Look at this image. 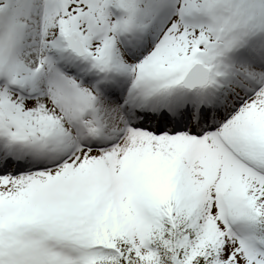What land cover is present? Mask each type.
Segmentation results:
<instances>
[{
  "label": "rangeland",
  "instance_id": "obj_1",
  "mask_svg": "<svg viewBox=\"0 0 264 264\" xmlns=\"http://www.w3.org/2000/svg\"><path fill=\"white\" fill-rule=\"evenodd\" d=\"M39 1L0 0V22L5 23L0 24L4 33L0 36V131L8 139L54 149L55 138H77L78 122L72 118L57 132L46 131L32 113V96L37 92L19 86L31 72L11 55L18 32L27 26L25 17L39 7ZM57 2L56 22L40 19L48 37L47 53H60L59 61L45 67L46 76L62 85L54 106L63 110L71 106L78 114L93 111L95 102L120 121L111 139L103 133L110 140L106 148H82L74 142L48 166L24 170L30 175L25 190H16L19 172H0V264H86V258L98 254L94 242H100L95 236L105 230L100 228L103 221L116 225V232L142 253L148 249L151 219L158 214L168 217L175 207L190 215L186 227L198 223L221 245L228 264H264V235L254 210L256 190L264 192V77L250 83L253 80L244 71L257 72L254 61L264 63V0L230 2L241 5L240 26L234 24L225 0ZM129 7L134 8L136 21H126ZM160 14L165 19L155 21ZM75 21L91 52L86 57L67 52L64 44V33ZM134 30L139 31L133 33L136 41L128 35ZM52 40L57 43L50 46ZM197 58L210 66V76L218 79V85L228 86L226 94L233 102L228 110H232L212 136L204 130L193 132L186 123L167 138L171 141L167 150H163L166 144L152 138L153 133L125 126L124 107L131 112L132 105L98 97L92 83L78 81L84 69L92 77L99 69L111 68L123 78L121 96L128 95L134 83L149 88L143 97L151 87L164 83L190 91V84L200 78L185 82L186 87L179 79ZM24 93L29 96H21ZM138 93L141 97V90ZM47 103L53 107V101ZM230 120L232 126L227 125ZM217 134L231 152L218 145ZM159 152L171 157V174L164 178L142 173L138 161ZM256 206L264 212L263 201H256ZM68 235H77L81 245ZM186 242L187 236H182L175 245L181 248Z\"/></svg>",
  "mask_w": 264,
  "mask_h": 264
},
{
  "label": "bare ground",
  "instance_id": "obj_2",
  "mask_svg": "<svg viewBox=\"0 0 264 264\" xmlns=\"http://www.w3.org/2000/svg\"><path fill=\"white\" fill-rule=\"evenodd\" d=\"M36 1V0H35ZM39 1V0H38ZM44 5H42L41 1H39V7H36L31 10V14L29 17H25L24 21L27 25L24 29H20L18 35L16 36V45L13 48L11 53L12 57L15 59L17 64H23L26 66L30 72L31 76L25 82H21L19 86L22 87L26 92L32 90L37 92L36 96H32L34 100V105L32 106V113L34 116H37L40 123H42V127L45 128L46 131L49 133L57 132L62 129L65 122L69 119H75L78 123L79 121L83 123L84 126H95L100 128L102 133H104L108 138L112 137L114 133H116L118 121H120L119 117H113L111 115H107L108 110L103 108L102 106L96 104H92L93 111L88 113H78L76 114L71 106L66 107L65 110L61 108V106H54L59 101V96L62 94V85L59 81L54 80L53 78H48L45 73V67L49 65L52 61L58 60V51L54 50L52 53H47V48L49 47L48 42L46 41L47 34L42 33V29L40 27V19L43 18L46 23H54L58 19L59 13V6L57 0H43ZM38 3V2H37ZM165 15H156L155 21H160L165 19ZM138 30H134L128 32V35L131 37L130 40L136 41L137 38L134 37L133 33L138 34ZM53 38V37H51ZM59 41V40H58ZM55 40H52L51 45L56 44ZM127 50L129 48L126 47ZM60 55V53H59ZM47 57L50 60H47ZM264 58V57H263ZM257 61H254V65L259 68L256 72L251 68H246L244 71L246 72V77L249 76L250 83L256 82L260 77H264V69H261L264 63L259 62L256 64ZM62 64L66 63L65 61L61 62ZM69 65V64H67ZM82 65L79 66V69H82ZM110 74L108 77L113 78L116 76V80L121 83L123 79L121 76H118L113 69L107 70ZM84 73H86V78L88 80L91 79L89 77V71L84 69ZM126 76L129 73H125ZM254 76H256L254 78ZM95 78V77H94ZM92 78V80H94ZM140 85L139 83H134L131 85L130 94L126 95L122 102H126L127 105L129 102H133L135 97V93L139 90ZM112 91H116L115 86L112 87ZM121 91V88L119 89ZM117 92V91H116ZM118 94L111 93L110 96L112 97V101L115 102L118 100ZM163 93H157L152 96L147 95V98L150 99V102L153 103V107H156L158 110L164 109L170 111L173 114V120L170 122L160 119L157 114L155 115H144L142 112L139 115L143 118L141 121L142 130L137 132H141L146 134L147 131L153 132L154 136L157 141H161L162 143L166 144L163 150H167L171 141H167V138L171 137L173 131L178 130L180 127L188 121L192 120L191 116V105L193 96L191 98V92L186 91H172L171 93L167 94V99L162 98ZM47 99L53 101V107H49L47 104ZM120 99V97H119ZM202 99V96L199 97V100ZM99 102V101H98ZM97 103V102H96ZM109 103H111L109 101ZM142 103L139 102V106ZM114 106H112L113 108ZM210 112L205 115L203 110H199V118L195 121L192 125V130L196 131L200 129L207 120H209ZM226 117H220L219 121L216 122L213 120L209 125L206 124L207 130H210L209 127H216L218 125L224 124ZM116 119V120H115ZM79 125V124H78ZM227 125L232 126V121H228ZM167 127V128H166ZM79 128H83V126H79ZM78 130V126H76V131ZM211 135L210 132H208ZM164 136V137H163ZM0 140L5 142L7 146L12 145H19L25 149H30L31 155L23 157V164L21 166L15 165L11 168L10 161L6 155L7 148L3 145V148L0 150V171H14L19 172V180L17 181V191L25 190L28 186V179L29 174L26 173L24 170L26 169H33V168H43L48 164L53 163L59 157H62L66 154V152L72 149L75 145V137H69L65 135L61 139L55 138L53 140L54 149L49 148L45 144H31L25 145L24 143H20L17 140L7 139L3 137L0 133ZM56 145V146H55ZM168 152L165 153H158L155 155H147L138 161V164L141 168L142 173L147 176H161V177H168L172 170V161L171 157L167 155ZM165 167H164V166ZM163 167L165 168L163 170ZM25 168V169H24ZM24 169V170H23ZM23 170V171H22ZM22 172V173H21Z\"/></svg>",
  "mask_w": 264,
  "mask_h": 264
},
{
  "label": "trees",
  "instance_id": "obj_3",
  "mask_svg": "<svg viewBox=\"0 0 264 264\" xmlns=\"http://www.w3.org/2000/svg\"><path fill=\"white\" fill-rule=\"evenodd\" d=\"M229 2L232 3V0ZM231 3L233 15L242 17L241 5L239 7ZM256 201L264 202V192L256 190L254 197V210L257 216L255 220L264 233V212L256 206ZM178 211L175 207L171 218L158 214L160 217L153 219L148 235L149 251L137 252L122 235L117 233L115 238L116 230H113V234H108V239L113 241L114 254H107L106 257L100 255L89 264H228L224 261L221 245L217 244L207 231H201L198 223L186 227L190 215ZM185 234L186 245L177 248L175 240Z\"/></svg>",
  "mask_w": 264,
  "mask_h": 264
},
{
  "label": "water",
  "instance_id": "obj_4",
  "mask_svg": "<svg viewBox=\"0 0 264 264\" xmlns=\"http://www.w3.org/2000/svg\"><path fill=\"white\" fill-rule=\"evenodd\" d=\"M65 40H66L67 45L70 48H72L74 50V52H76V51H77V53L80 52L79 54L81 56L87 55V52L84 49L83 38L81 36V33H80L76 23H74L69 28V30L65 33Z\"/></svg>",
  "mask_w": 264,
  "mask_h": 264
}]
</instances>
